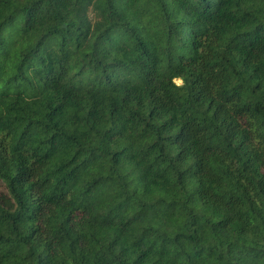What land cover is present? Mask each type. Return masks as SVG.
<instances>
[{"label":"trees","instance_id":"16d2710c","mask_svg":"<svg viewBox=\"0 0 264 264\" xmlns=\"http://www.w3.org/2000/svg\"><path fill=\"white\" fill-rule=\"evenodd\" d=\"M0 180V264H264V0H0Z\"/></svg>","mask_w":264,"mask_h":264},{"label":"rangeland","instance_id":"374dc122","mask_svg":"<svg viewBox=\"0 0 264 264\" xmlns=\"http://www.w3.org/2000/svg\"><path fill=\"white\" fill-rule=\"evenodd\" d=\"M178 83H182V80L177 79L176 80ZM6 192V187L4 183L0 180V195Z\"/></svg>","mask_w":264,"mask_h":264}]
</instances>
